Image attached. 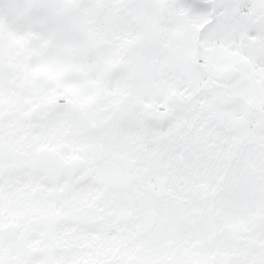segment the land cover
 <instances>
[{
  "label": "snow or ice",
  "instance_id": "snow-or-ice-1",
  "mask_svg": "<svg viewBox=\"0 0 264 264\" xmlns=\"http://www.w3.org/2000/svg\"><path fill=\"white\" fill-rule=\"evenodd\" d=\"M0 264H264V0H0Z\"/></svg>",
  "mask_w": 264,
  "mask_h": 264
}]
</instances>
